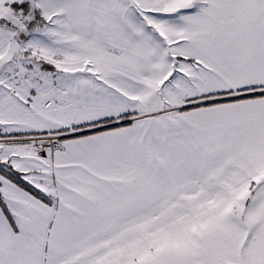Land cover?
<instances>
[{
  "label": "snow or ice",
  "instance_id": "snow-or-ice-1",
  "mask_svg": "<svg viewBox=\"0 0 264 264\" xmlns=\"http://www.w3.org/2000/svg\"><path fill=\"white\" fill-rule=\"evenodd\" d=\"M0 264H264V0H0Z\"/></svg>",
  "mask_w": 264,
  "mask_h": 264
}]
</instances>
